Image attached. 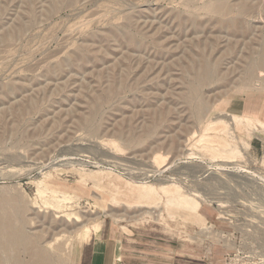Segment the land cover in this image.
<instances>
[{
  "label": "rangeland",
  "instance_id": "rangeland-1",
  "mask_svg": "<svg viewBox=\"0 0 264 264\" xmlns=\"http://www.w3.org/2000/svg\"><path fill=\"white\" fill-rule=\"evenodd\" d=\"M211 1L0 0V216L21 211L66 264L107 229L127 264H264V127L221 131L229 114L264 122V0ZM172 183L199 217L168 203Z\"/></svg>",
  "mask_w": 264,
  "mask_h": 264
},
{
  "label": "bare ground",
  "instance_id": "bare-ground-1",
  "mask_svg": "<svg viewBox=\"0 0 264 264\" xmlns=\"http://www.w3.org/2000/svg\"><path fill=\"white\" fill-rule=\"evenodd\" d=\"M213 2H212L211 5H209V8H210L209 10H212L213 12L214 11H218V12H221V13H225V12L229 11L230 7L228 6L227 1L219 0V1L215 2V3H213ZM59 5H57V6H59ZM207 8H208V6H207ZM243 9H244V7H243ZM255 58H256V56H255ZM257 64H258L259 67H264V50L261 51L259 59L257 61ZM200 68H201V66H200ZM213 68H215V67H212L209 64V62L208 63H204V65L200 69V71L197 72L198 73V75H197L198 81L201 82V81H205V80L209 79L214 74V69ZM197 70L198 69H196V71ZM249 74H248L249 77H252V75H253V70L252 69H249ZM112 87H114V86H112ZM120 88H121V86H120ZM109 89H111V88H109ZM109 89H108V91H109ZM192 89H195V87L192 86ZM117 90H119V89H117ZM112 91H109V94ZM108 96H110V95H108ZM92 106H94V104ZM229 115L231 116V119L229 118L230 116L228 118L231 121L230 122L229 121H222L224 129L223 130L221 129V131L227 132V134L231 135L233 138H234V136H233L232 130H234L235 127L237 128V127H240L241 125H248V126L249 125H254V122H257L258 124H260V126L264 127V122H262L259 119L253 118L251 116H248V115H236V114H229ZM218 120H220V119H218ZM81 121H83V120H81ZM86 121H87V119H86ZM216 121H214V122H216ZM254 127H255V125H254ZM254 127H252V128H254ZM258 129H260V128H258ZM214 133H216V132H214ZM218 136L220 137V135H218ZM214 138H212L210 136L206 137V135H204L201 138V141H203V142L205 141L204 143H206L207 148L209 147V150L212 151V154L215 157L220 155V156H223L224 158L225 157H229L230 158L231 156L233 157V156H238L239 155V152H240V151H238L239 149L236 148V146L234 144L229 143L230 140L227 141L228 139L226 137L225 138L220 137L221 141H219V143H218L219 147H215L214 145L211 144L212 142L215 141ZM225 139H227V140H225ZM157 159H160V156H158ZM232 159H234V158H232ZM224 169H228V170H235L236 169L239 172H247V173L250 172L249 170L241 168V166L240 167L239 166L238 167L237 166L233 167V166H229L228 165ZM251 176L255 177V174H251L250 177ZM262 177H263V175H262ZM262 181L264 183V178L262 179ZM132 187H134V186H132ZM138 187L139 188H136V190L138 189L137 191H138V201L139 202L144 203V202L155 201V199L157 198V193H156L157 189H155V186L150 185V184L149 185L141 184ZM161 188L169 196V198H168V203L169 204H176V206H179V208L183 209L185 214L197 212L198 213V217H199V215H201V213L199 211L200 210V206H201V201L199 199H197L196 197H193V196H191L189 194H185V193L181 192V187H180L179 184H177V183L165 184V185H162ZM129 192H130V190H129ZM132 196H134V195H132ZM135 198H137V197H135ZM10 202H11V200L10 201L9 200L5 201V199H0V208L4 207L5 203L8 204ZM176 206H174V207H176ZM20 212L14 213L15 218L16 217L19 218L20 223H18V225L13 223L14 222V220H13L14 218L12 219V218H9V216H6V217L0 216V264H66V259L64 257H61V256H57L56 257L55 254L51 250H49L47 247L44 246L43 238L41 237V235L40 234H35L31 230V228L28 227L29 225H27L28 222L25 221V216H24V218L21 217L22 219L20 218V216H19ZM147 213L149 214V216H153V212L152 211H147ZM26 220H27V218H26ZM63 225H65V224H63ZM65 226H67V225H65Z\"/></svg>",
  "mask_w": 264,
  "mask_h": 264
},
{
  "label": "crops",
  "instance_id": "crops-1",
  "mask_svg": "<svg viewBox=\"0 0 264 264\" xmlns=\"http://www.w3.org/2000/svg\"><path fill=\"white\" fill-rule=\"evenodd\" d=\"M233 111L245 110L241 102L232 104ZM127 240L125 236L105 230L89 246V259L86 264H127Z\"/></svg>",
  "mask_w": 264,
  "mask_h": 264
}]
</instances>
